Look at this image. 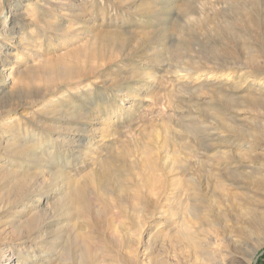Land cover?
<instances>
[{"label":"rangeland","instance_id":"obj_1","mask_svg":"<svg viewBox=\"0 0 264 264\" xmlns=\"http://www.w3.org/2000/svg\"><path fill=\"white\" fill-rule=\"evenodd\" d=\"M6 16L0 247L11 263L77 264L39 257L56 234L71 250L90 240L87 264H264V243L236 231L229 243L190 214L238 211L233 177L264 173V0H0V29ZM74 133L83 151L66 146ZM82 179L88 211L50 209L34 227L53 224L20 235L32 208L8 200L15 184L34 200Z\"/></svg>","mask_w":264,"mask_h":264},{"label":"bare ground","instance_id":"obj_2","mask_svg":"<svg viewBox=\"0 0 264 264\" xmlns=\"http://www.w3.org/2000/svg\"><path fill=\"white\" fill-rule=\"evenodd\" d=\"M7 24H8V16L4 18L0 31L4 30ZM89 30L90 32L93 31V26L90 27ZM24 72H26V70ZM12 77L10 76L11 80H12ZM236 82H239V81H236ZM250 103L254 105L256 103L260 104L261 102L256 100V101H251ZM262 103L264 104V102ZM79 136H80L79 134L74 133V136H72L71 139L66 140L65 142L66 146L72 145L74 146V148L79 150L80 148H78V146L82 144L81 141L82 139H84V137L80 138ZM254 137L257 138V136H254L253 134V138ZM259 137L260 136H258V139ZM32 141L33 142L39 141V138L37 139L34 138ZM252 145L255 146L256 144L252 142ZM92 148L93 147L91 146V148H88V149L92 150ZM251 149L253 150L254 148L252 147ZM247 157L251 159L256 158L255 155H249ZM46 164L48 165V163ZM1 171H0V174H1ZM114 172L116 173L115 170ZM101 177H103L106 181L102 180ZM107 178H108L107 172H105L103 175H101L100 173V180L103 181L102 186L105 185L107 187V184H108L106 183L108 182ZM231 184L235 186L236 188L241 189L243 192V197L239 198L240 207L238 211H234L231 204L227 203L225 207L226 211L223 213L221 212L222 214L219 213L220 211L217 210L215 207L209 206L210 209L206 210L205 209L206 206H198V205L190 211V214L197 219H201L202 221H208V222L211 221L215 225H219L220 232L223 234V236L226 237V240L229 243L235 244L237 242L236 239L234 240V236L232 235L234 231H236V234L234 235H237L240 237L241 236H252L254 238V241L255 242L257 241L256 245L253 244V246H255L254 247V250H255V248L258 245L264 243V173L262 172L261 169H257L255 170L254 173L247 174V177H244V178L233 177V181L231 182ZM26 188H27L26 183L23 180H20L17 184H15L13 193H11L10 197L8 198V200L10 199L14 200L13 202H25L28 200L32 208V211L29 212L26 219L23 222H21V224L23 225L21 232H20L21 236L25 234L26 237L28 238L37 237V234L42 229L49 226L51 223L53 224L55 220L47 221L39 225L38 227H34V223L39 218V216L43 215V213L49 211L50 209H54V211H57L55 213H58V214L61 212H65V213H68L69 215H72V216L74 215L78 217L82 216L86 211H88L89 200L86 195L88 191V185H87L86 179H82L76 184H71V185H68L67 187L65 186L59 191L55 190L56 194H53L52 196H49L45 192L37 193L36 195H34V197L36 196V199L34 200L29 197L23 198L22 193L23 191H25ZM57 195H60V196L57 197ZM17 196H19V200ZM45 197H47V200L43 202ZM259 197H262V199H260ZM225 200H228V199L225 198ZM212 201L215 202L214 199H212ZM60 202H63L65 204L64 207L63 208L55 207L56 204ZM50 205H52L53 208H51ZM51 216L54 218L55 214L52 212ZM55 235L47 237L48 239V241L46 242L47 246L46 245L44 246H46L48 250L47 252L43 251L42 254L40 253L39 257L43 259L48 256L49 257L54 256L55 258L62 259L64 257L70 256V260L77 261V264H87L88 263V260L91 258V254L93 250V245L90 240L85 239L77 243L76 247L75 245L70 243V245L74 247L73 248L74 250L73 249L71 250L69 249V246H68L69 245L68 240H67V243L64 244L65 242L62 239V236L61 235L55 236ZM147 240L149 241L150 239L148 238ZM43 241H45V239H43ZM148 246L150 247V245L147 244L145 245V248H144V252L146 253L149 252ZM7 251L9 250H7L5 246L0 247V264H13L11 263L13 260L11 259L12 254L10 255V253H7ZM49 252H53L56 255L49 253ZM130 261L134 262L133 258H130ZM228 262L227 264H244L242 260L234 259V256ZM218 264H223V263H218Z\"/></svg>","mask_w":264,"mask_h":264}]
</instances>
